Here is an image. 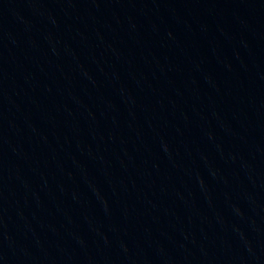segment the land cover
Instances as JSON below:
<instances>
[{
	"label": "water",
	"instance_id": "1",
	"mask_svg": "<svg viewBox=\"0 0 264 264\" xmlns=\"http://www.w3.org/2000/svg\"><path fill=\"white\" fill-rule=\"evenodd\" d=\"M0 264H264V0H0Z\"/></svg>",
	"mask_w": 264,
	"mask_h": 264
}]
</instances>
